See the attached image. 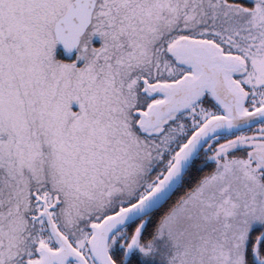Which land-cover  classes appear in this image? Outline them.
<instances>
[{
	"label": "snow or ice",
	"instance_id": "1",
	"mask_svg": "<svg viewBox=\"0 0 264 264\" xmlns=\"http://www.w3.org/2000/svg\"><path fill=\"white\" fill-rule=\"evenodd\" d=\"M0 264H264V0H0Z\"/></svg>",
	"mask_w": 264,
	"mask_h": 264
}]
</instances>
